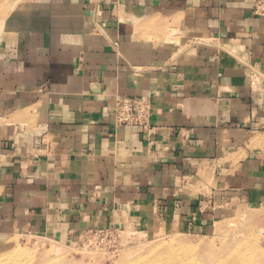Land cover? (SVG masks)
<instances>
[{"label": "crops", "instance_id": "crops-1", "mask_svg": "<svg viewBox=\"0 0 264 264\" xmlns=\"http://www.w3.org/2000/svg\"><path fill=\"white\" fill-rule=\"evenodd\" d=\"M0 38V236L264 210V17L251 0H21ZM147 97L148 133L114 127Z\"/></svg>", "mask_w": 264, "mask_h": 264}, {"label": "rangeland", "instance_id": "rangeland-1", "mask_svg": "<svg viewBox=\"0 0 264 264\" xmlns=\"http://www.w3.org/2000/svg\"><path fill=\"white\" fill-rule=\"evenodd\" d=\"M20 2L21 0H0V21L2 20L0 38L4 31V24L7 23L9 16ZM162 220L167 223L162 234L152 232L149 227L151 223L147 220L132 229L121 227L81 231L64 242L45 235H37L45 238L34 244L35 242L32 243V241L35 239L31 237L32 235L36 236L34 233L18 232L12 235H3L0 236V264H9L8 257L12 253L7 254L11 250L16 252L21 247L23 249L20 250L24 251L25 249L24 252H16L15 255L18 259L21 258L22 253L45 255L49 250L48 247L56 242L69 246L61 252V255L68 259L65 264H125L135 257L148 259L150 255L157 256L169 252L174 257L175 255L170 249L176 247L180 249L176 252L179 256H175L173 261L174 263L181 261V264H191L193 262L195 264H217V262L225 260L228 255L233 254L234 250L241 251V255L245 253L246 256L250 253H260L262 251L260 255L264 259V210L256 204L233 206L228 216L214 223L206 231L199 230L182 218L171 219L172 223L169 224L170 219H163L160 215L156 217L157 222ZM174 224L175 227L169 230V225ZM97 231L106 232L100 235L97 234ZM130 231L135 232L131 233ZM140 232L145 233L142 238L132 237L131 235ZM11 236H18L16 237L18 238L17 241L16 238H11ZM169 236L171 237L169 238ZM8 239L9 241H6ZM42 241L46 242L43 243ZM49 241H53L51 242L53 244ZM15 244L17 245L15 246ZM184 251L192 255L184 256ZM180 255L183 256V259ZM60 256H55L54 259L51 256H45L42 262L52 263V259L57 260Z\"/></svg>", "mask_w": 264, "mask_h": 264}, {"label": "bare ground", "instance_id": "bare-ground-1", "mask_svg": "<svg viewBox=\"0 0 264 264\" xmlns=\"http://www.w3.org/2000/svg\"><path fill=\"white\" fill-rule=\"evenodd\" d=\"M1 27H2V20L0 21V29H1ZM151 224H150V228H151V231L152 232H160L161 234L164 232V228L166 227V224L167 223H165V222H163V220L162 221H160V222H157L156 221V219H154V220H151V222H150ZM168 223L169 224H171L172 223V221H168ZM149 225V224H148ZM148 227V228H149ZM169 230L170 229H173V227H175V224L174 225H169ZM125 231V230H124ZM125 232H128V231H125ZM131 232V231H130ZM135 232V231H134ZM134 232H131V233H134ZM149 232V231H148ZM151 232V233H152ZM127 234V233H126ZM144 232H140V233H138V234H131L132 235V237L133 236H135V237H137V238H142V236H144ZM149 235V234H148ZM164 235V234H163ZM14 237V236H13ZM12 236H11V238H13ZM16 237H18V236H16ZM16 237H14V239L16 238ZM33 239H35V240H33L32 241V243H34V244H36V243H38V241H41L42 239H44L45 237H42V236H31ZM171 236H169V238H170ZM51 238V237H50ZM13 239V240H14ZM17 239L18 238H16L15 240L17 241ZM49 239V238H48ZM168 239V238H167ZM10 240H12V239H10ZM137 240H139V239H137ZM136 240V241H137ZM6 241H9V239L8 240H6ZM166 241V240H165ZM43 242V241H42ZM42 242H40L41 244H42ZM44 242H46V241H44ZM43 242V243H44ZM50 242V241H49ZM51 242H53V241H51ZM50 242V243H51ZM124 242H126V241H124ZM4 243V242H3ZM49 243V244H50ZM70 243V242H69ZM18 244V243H17ZM17 244H15V246L17 245ZM20 244V243H19ZM51 244H53V243H51ZM43 245V244H42ZM13 246V245H12ZM19 246V245H18ZM49 246V245H48ZM67 247H69V246H66V245H64V244H61V243H59V242H56L55 244H53V245H51L50 247H48L49 248V250H47V254H45V255H42L41 253V255H39V254H35V255H31V254H23L22 252H24L25 251V249H24V251H22V250H20V249H23L22 247L20 248V247H17L18 249H19V251L18 250H16V252L18 251V252H20V251H22L21 253H22V255H21V258H17V256L15 255L16 254V252H14L13 250H11V252H9V254H7V255H10L11 253H12V255L10 256V257H8V261H9V264H65V263H67V258H65V257H63L62 255H61V252L65 249V248H67ZM16 248V249H17ZM27 249V248H26ZM15 250V249H14ZM170 250H172L171 252L175 255V256H179V254L178 253H176V252H178L180 249H179V247H176V248H174V249H170ZM10 251V250H9ZM14 252V254H13V252ZM7 252V251H6ZM262 252V251H261ZM260 252V253H261ZM170 253V252H169ZM169 253H165V254H163V255H157V256H155V255H150V257L147 259V258H145V257H135L133 260H130V261H127L125 264H181V261L178 263H174V261H173V259L175 258V256L174 257H172L171 256V254H169ZM184 253V256H189V255H192L191 253H189V252H187V251H184L183 252ZM260 253L259 252H256V253H250V254H248V256H246V254L244 253V255H241L242 254V252L241 251H237V250H234L233 251V254H231V255H228L227 256V258L225 259V260H223V261H219V262H217V264H264V259L263 258H261V255H260ZM61 255V256H60ZM16 256V257H15ZM45 256H51V257H53V259L55 258V256H60V258L59 259H57V260H53L52 259V263H45V262H42L43 261V258L45 257ZM180 257H182V259H183V256H181L180 255ZM191 264H195L194 262L193 263H191Z\"/></svg>", "mask_w": 264, "mask_h": 264}, {"label": "built area", "instance_id": "built-area-1", "mask_svg": "<svg viewBox=\"0 0 264 264\" xmlns=\"http://www.w3.org/2000/svg\"><path fill=\"white\" fill-rule=\"evenodd\" d=\"M252 13L264 17V0H251ZM113 125L134 126L143 133L150 131L149 120L151 116L150 101L147 97L117 96L112 107ZM96 232V231H95ZM106 231H97L102 235Z\"/></svg>", "mask_w": 264, "mask_h": 264}]
</instances>
